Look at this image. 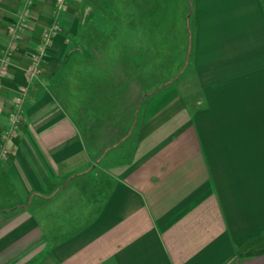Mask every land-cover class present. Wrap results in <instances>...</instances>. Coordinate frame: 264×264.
Here are the masks:
<instances>
[{"label":"crops","instance_id":"obj_1","mask_svg":"<svg viewBox=\"0 0 264 264\" xmlns=\"http://www.w3.org/2000/svg\"><path fill=\"white\" fill-rule=\"evenodd\" d=\"M74 2L30 0L11 42L21 0H0V259L30 241L48 211L74 207L86 210L62 223L71 228L34 264H264V0L130 1V34H145L147 47L156 15L178 12L198 101L158 95L142 125L145 148L101 172L104 118L75 124L52 87ZM33 56L37 72L27 78ZM20 85L26 94L2 153ZM88 162L81 178L96 180L72 186ZM87 194L99 196L91 214Z\"/></svg>","mask_w":264,"mask_h":264},{"label":"rangeland","instance_id":"obj_2","mask_svg":"<svg viewBox=\"0 0 264 264\" xmlns=\"http://www.w3.org/2000/svg\"><path fill=\"white\" fill-rule=\"evenodd\" d=\"M74 1V25L64 37L68 49L55 74L53 91L75 124L80 125L83 116L104 118L107 124L105 165L100 162L98 171L117 170L145 148L147 140L143 138L142 125L158 95L180 94L187 105L197 104L185 33L176 15L178 12L166 13V17L159 13L147 47L145 34H130L133 20L135 24L130 13L131 0ZM94 164L85 163L76 173L78 180L72 186L96 180V177L81 178ZM69 182L70 178L63 184ZM74 196L61 195L65 199ZM87 197L90 201L86 213L91 214L99 196L87 194ZM31 206L32 213H39L33 209V203ZM85 210L71 207L62 212L48 211L39 232L23 247L5 251L0 264H34L54 239L71 228L62 223H71Z\"/></svg>","mask_w":264,"mask_h":264},{"label":"built area","instance_id":"obj_3","mask_svg":"<svg viewBox=\"0 0 264 264\" xmlns=\"http://www.w3.org/2000/svg\"><path fill=\"white\" fill-rule=\"evenodd\" d=\"M56 1L60 4L64 2V0H56ZM29 2L30 0H21V6H20V10L16 18V21L8 27L9 39L11 42L17 39L18 37V28L21 26V24L26 18L27 7H28ZM36 61H37V57L33 56L32 61L26 68L27 78H30L33 75H35V72L37 69L36 63H35ZM5 68H6V60L0 59V79L5 72ZM25 87H26L25 85H20L17 88L16 93L13 97V108L9 112V122L7 124V127L3 130V133H2V141H1V152L2 153L6 152L5 142L11 137L14 131V128L16 126V123L19 117L20 104H21L23 95L25 94Z\"/></svg>","mask_w":264,"mask_h":264}]
</instances>
